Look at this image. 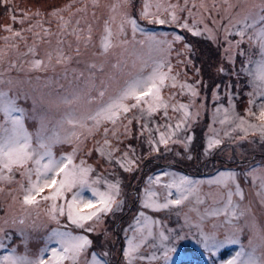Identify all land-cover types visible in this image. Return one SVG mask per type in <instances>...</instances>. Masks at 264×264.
I'll use <instances>...</instances> for the list:
<instances>
[{"label": "snow or ice", "instance_id": "obj_1", "mask_svg": "<svg viewBox=\"0 0 264 264\" xmlns=\"http://www.w3.org/2000/svg\"><path fill=\"white\" fill-rule=\"evenodd\" d=\"M130 2L131 0H123L125 5ZM188 4L189 0H184L183 7L173 4L163 7V11L171 17L169 21L161 18L162 5L159 0L154 5L145 0L139 19L146 20L149 24H178L192 36H200L201 30L194 25L190 26L187 20L179 23L178 15V12L187 11L189 16H193L191 8H197L200 12L199 23L204 25L203 31L208 34V39L215 40L216 32L223 31L224 39L228 45L226 52L229 54V61H233L231 55L233 48L239 50V55L247 56L250 63L253 62L254 55L260 57L258 61H255L258 67L254 75L255 81L261 86V98L264 99V0H258V2H254V0H222L220 6H217L213 0L211 8L204 0H200L198 5L193 2L191 8L188 7ZM115 7L116 5H113L114 9ZM151 7H154L155 11H149ZM221 8L223 15H220ZM213 12L219 16V19L211 14ZM205 14H208L207 18L217 25L215 30L205 22ZM53 15H57V13L54 12ZM12 19L15 21L16 17L13 16ZM225 19L227 23L220 24V21ZM125 24L131 26L133 40H135L137 31H143L139 27L137 18H133L125 12L119 27L121 36L125 35ZM6 30L12 31L11 28H6ZM88 32L89 35L86 39L91 41V27ZM14 35L19 37L21 33L14 32ZM229 36L240 39L233 44V41L228 39ZM77 38L79 39V37ZM113 39L109 21L106 20L104 35L101 38L102 54L106 58L115 55L112 49L119 46L112 42ZM147 39L159 46L157 51L161 55L158 58L151 62L141 60V67L135 72L131 70L136 68V62L133 61L127 78L123 79L122 83H119L115 91L110 94L111 82L120 80L119 73L122 68H129L125 61L117 58L116 62L111 65L113 69H116V72L108 78L109 82L101 81L99 88H96L95 84L92 85L96 92L95 96L89 91L86 96L73 95L72 99L64 97L61 100V103L69 107L81 100H84L87 105H95V107H90L87 112L79 114L76 111H67L56 120L55 126L52 128H49L51 121L46 113L36 115L34 106V114L29 115L26 107H22L19 103L22 98L20 93L10 94V88L8 90L0 88V182L11 184L15 181L19 185V203L23 213L18 219H12L11 222L8 220L0 222V247H5L3 240L11 239L7 229L17 224L27 227V222H30L31 227L35 228L41 211L47 222L56 225L50 230L47 242L57 245L56 247L46 246L36 258H30L29 254L16 255V249L11 248L12 254L0 257V264H88L84 258L89 255V250L94 242L87 235L74 234V231L95 232L99 226L104 224L108 215L122 211L125 201L119 179H116L115 182L109 181L103 176H96L93 179L91 174L95 172V169L92 165L88 164L83 156L77 162V154L82 151L85 155H92L91 150L83 149L84 141L90 137L95 138L99 134L103 139L102 142L95 141L97 145L95 150L99 152L100 156L106 157L110 164L115 160V163L125 172H132L135 160L129 158L127 151L121 157H116L114 154L120 149L112 144L109 135L117 136L120 125L124 127V134L127 135L128 126L133 123V119L141 122L142 129H147L148 125L142 122L143 118L145 116L152 117L161 110L163 115L170 120L168 110L171 107L173 112L182 111L183 116L174 127L166 122L163 125L165 131H160V126L156 128L155 131L160 132L157 143L163 144L167 148L169 141L179 142L176 138L177 133L182 127L187 129L191 123L192 116L188 111L189 105L169 104L163 98L162 92L165 88L175 89L177 87L179 73L174 72L168 56L173 49V44L182 42L184 38L176 35L171 42L167 39L158 41L155 36L149 35ZM126 42L125 40L120 41L121 44ZM139 43L143 45L142 41ZM245 43L248 44L249 49L241 50V45ZM181 47L185 51L190 50L187 44L182 43ZM29 51L31 52L32 49ZM4 55L5 53L0 51V64L3 63ZM177 55H180L179 51H177ZM66 60H71V57L60 54L56 57L55 62L63 64ZM51 62L52 55L49 53L48 64ZM180 62L184 63V61ZM47 66L41 59H35L31 65L32 69L41 71L45 70ZM10 67H15V65L10 64ZM91 67L94 68L95 65L93 64ZM4 83L5 81L0 79V85ZM7 84L11 85L12 81L8 80ZM179 87L181 91L188 89L192 97L199 95L197 89L191 84H179ZM168 99L172 100L174 97L169 94ZM249 104L255 105V99L250 100ZM258 109L257 114L249 108L243 117L236 115L233 109L231 121L227 119L229 113L225 109L223 110L225 119H221L219 122L222 125L234 124L233 130L243 133L240 137L242 140L247 139L249 134H259L261 141H264V103H260ZM133 110L139 112V117ZM221 111L220 108L216 109L217 114ZM129 113H132L131 117H129ZM196 115L198 116L199 113ZM247 117H253L258 123H251ZM30 119L38 121L39 127L35 132H30L26 127V121ZM109 124L112 125L111 128L108 127ZM65 125L68 128H65ZM57 129L62 130L64 134L61 135V131ZM225 134L227 135V133ZM187 140L190 142L191 137H187ZM58 144L72 145L71 151L57 158L53 153V148ZM220 144V139H209L207 146L208 149H212ZM187 146L186 143L185 147L187 148ZM153 150L158 151V148L154 147ZM15 171H19L22 178L20 181L15 180ZM243 175L251 176L252 183L258 186L259 191L255 193V197H252L251 191L248 194L243 191L244 180L231 171L221 172L215 179L207 181L209 191L204 194L201 192V184L204 182L195 181L186 176L175 177L173 175L169 182L163 184L160 176L150 178L149 185L144 190L142 207L154 212L162 210L171 212L176 209L173 214L177 218L182 216L184 223L179 228H167L162 221L155 220L141 211L133 226V236L127 240V248L123 250V257L127 264H134V260L144 258L136 255L140 253L144 245H149L161 253L160 256H157L156 252H153L150 260L172 264L173 254L179 259L183 250L182 242L190 239H195L197 245L211 257L215 258L219 255L221 260H224V250L231 245H240L241 234H246L247 245H242L232 258L224 260V264H264V220L257 219L253 208V204L257 202L256 197L259 198V205L264 207V167L258 172L255 169L251 172H243ZM101 184L104 185V190L99 187ZM156 185L165 190L162 197L158 191L153 190ZM173 189H175V195ZM3 191L4 189L0 187V192ZM88 193L90 196L87 195ZM234 196L239 197V202L234 201ZM190 197H195L194 204L190 201ZM16 199L17 197L13 196L14 202ZM205 199L211 203L201 211L198 206L204 205ZM186 202H188L187 205ZM183 206H186V211L182 210ZM191 213H195V216H191ZM25 227L20 229L21 233L24 232ZM154 228L158 230L155 233ZM156 239L159 240V247L154 242ZM150 240L153 241L151 244H149ZM46 253L47 258L45 259ZM91 261L92 264H101V260L94 252L91 255ZM212 264H216L215 259Z\"/></svg>", "mask_w": 264, "mask_h": 264}, {"label": "rangeland", "instance_id": "obj_2", "mask_svg": "<svg viewBox=\"0 0 264 264\" xmlns=\"http://www.w3.org/2000/svg\"><path fill=\"white\" fill-rule=\"evenodd\" d=\"M144 2L145 0H131L130 4L125 5L123 0H0V51L5 53L3 63L0 64V79H3L5 83L0 85V88L4 90L10 88V94L20 93L22 98L19 103L22 107H26L29 115L34 114V106L36 115L46 113L51 121L49 128L54 127L56 120L67 111H76L79 114L87 112L90 107H95V105H87L84 100L69 107L61 103V100L64 97L72 99L73 95L86 96L89 91L95 96L96 92L92 85L95 84L96 88H99L101 81L109 82L108 78L116 72V69H113L111 65L116 62L117 58L125 61L129 68H122L119 73L120 80L111 82L110 94L115 91L119 83H122L123 79L127 78L133 61L136 62V68L131 70L135 72L141 67V60L151 62L158 58L161 55L157 51L159 46L147 39L149 35L155 36L158 41L167 39L171 42L176 35L184 38L182 42L173 44V49L168 56L174 72L179 73L177 87L175 89L165 88L162 92L163 98L169 104L175 103L178 106V104L183 103L189 105L188 111L192 116L191 123L187 129L182 127L177 133L176 138L179 142L172 143L169 141L167 148L163 144L157 143L160 132L155 131L156 128L160 126V131H165L163 125L166 122L174 127L183 116L182 111L173 112L169 107L170 120L163 115L161 110L152 117L145 116L143 118L142 122L148 125L147 129H142L141 122L133 119V123L128 126L127 135L124 134L122 125L118 127L117 136L109 135L112 144L120 149L114 154L116 157H121L127 151L129 158L135 160L136 163L132 172H125L115 163V160L110 164L106 157L100 156L99 152L95 150L97 147L95 141L100 140L102 142L103 139L99 134L95 138L90 137L84 141L82 146L84 150L92 151L91 156L85 155L84 151L77 154V162L83 156L87 163L95 169V172L91 174L93 179L96 176H103L112 182L119 179L125 201L122 211L108 215L104 224L99 226L95 232L74 231V234L87 235L94 242L89 250V255L84 258L88 264H92L91 255L93 252L101 260V264H105V262L107 264H127L123 257V250L127 248V240L133 236V226L136 224L141 211L155 220L162 221L167 228H179L180 225H183L182 216L177 218L173 214L176 209L171 212L169 210L154 212L142 207L144 190L148 187L150 178L160 176L163 184L169 182L173 175L175 177L186 176L189 179L204 182L201 184V192L204 194L209 191L207 181L215 179L221 172L231 171L244 180L242 189L245 193L248 190L259 191L258 186L252 183L253 178L243 175V172H251L247 169L246 163L239 164L237 162L234 163L235 167L217 172L216 168L223 167V164L214 165L215 163L210 161L205 170L210 166V168H214L216 173H210L207 176H200L199 174L204 173L202 171L203 164L212 155L224 158L228 162L235 158L248 160L254 152L259 151L258 146L264 144L259 134H249L247 139L242 140L240 137L243 133L239 130L234 131V124L222 125L219 122L221 119H225L223 111L225 109L228 110L227 119L229 121L232 119L233 109L236 115L242 117L245 116L249 108L258 114L257 102L264 103V99L259 97L258 100H255L256 104L251 105L249 101L252 99L249 94H233L232 92L242 90L245 83H249L246 74L249 70L246 68L255 66L254 70L256 71L258 66L255 61H258L260 57L254 55L253 62L250 63L247 56L239 55V50L233 48L231 51L233 61H229V54L226 52L228 45L224 39L223 31L216 32L215 40L208 39V34L203 31L204 25L199 23V10L191 8L193 2L198 5L200 0H189L188 7L191 8L193 16H189L187 11L178 12L179 23L187 20L190 26L194 25L201 30L200 36H192L190 32L179 27L178 24H149L146 20L139 19ZM148 2L154 5L157 0H148ZM159 2L162 5L161 18L169 21L171 17L163 11V7L168 4L184 6V0H159ZM204 2L209 8L212 7L213 0H204ZM254 2H258V0H254ZM215 3L220 6L222 0H215ZM113 5H116L115 9ZM149 11H155V8L151 7ZM54 12L57 15H53ZM125 12L133 18H137L139 27L143 29V31L136 32L135 40H133L130 25H124V36L119 33L121 19ZM37 13L39 14L37 15ZM211 14L219 19L215 12ZM207 15L205 14L204 17L205 22L215 30L217 25H214L207 18ZM220 15H223L222 8ZM13 16L16 17L15 21L12 19ZM106 20L109 21V27L114 36L112 42L119 45L112 49L115 55L107 58L102 54L101 47ZM226 23V19L220 21V24ZM172 26H176L178 29L166 30L163 28L168 29ZM89 27L92 29L91 41L86 39L89 35ZM6 28H11L12 31H7ZM14 32H20L21 35L17 37ZM228 39L235 44L240 38L229 36ZM121 40L127 42L121 44ZM141 41L143 45L139 43ZM182 43L187 44L190 50L185 51L181 47ZM29 49L32 51L30 52ZM248 49V44L241 45V50ZM177 51L180 53L179 56ZM49 53L52 55L51 64H48ZM60 54L71 57V60H66L63 64H56V57ZM35 59L43 60L48 65L47 68L43 71L32 69L31 65ZM180 61H184V63ZM10 64L15 65V67H10ZM93 64L95 65L94 68L91 67ZM8 80L12 81L11 85L7 84ZM185 83L193 85L199 95L192 97L188 89L181 91L179 84ZM248 89L250 90L251 87ZM169 94L174 99L169 100ZM217 108L222 110L219 114L216 113ZM133 112L139 117V112L136 110ZM196 113L199 115L197 116ZM128 115L131 117L132 113ZM206 116L207 118H205ZM247 119L251 123H258L253 117H247ZM26 127L30 132H35L39 127L38 121L30 119L26 121ZM108 127L111 128L112 125L109 124ZM65 128L68 126L65 125ZM57 130L61 131V135L64 134L62 130ZM187 137H191L190 142ZM209 139H220L221 144L208 149ZM186 143L187 148L185 147ZM154 147L158 148V151H154ZM71 148L72 145L69 144H58L54 146L53 153L59 158L60 155L70 152ZM260 159L261 157H256L255 161H261ZM254 164L257 166L253 167L258 168L261 163L255 162L249 165ZM166 173L168 175H165ZM14 175L16 181L22 179L19 171H15ZM0 187L4 189L3 192H0V222L3 220L11 222L14 218L18 219L23 214L19 203V185L15 181L11 184L0 182ZM99 187L104 190L103 184ZM153 190L158 191L161 197L165 192L159 185L154 186ZM172 191L175 195V189ZM87 195L90 196V193ZM13 196L17 197L15 202ZM233 199L235 202H239V197L234 196ZM190 201L194 204L195 197H190ZM210 203L209 200L205 199V204L198 207L202 211ZM7 209L8 214L5 211ZM182 210L186 211V206H183ZM259 211L264 212V207L259 206ZM190 215L194 217L195 213ZM36 223L35 228L31 227L30 222H27V227L17 224L7 229L11 239L3 240L5 247H0V257L12 254L11 248H15L16 255L29 254L30 258H36L46 246L56 247L57 245L47 242L50 230L56 225L47 222L42 211ZM22 227H25L23 233L20 231ZM157 231L154 228V233ZM245 235L241 234L240 245H231L224 250V260L232 258L242 245H247L248 241L245 239ZM152 242L150 240L149 244ZM154 242L159 247V240L156 239ZM182 249L179 259L173 254L172 264H212L213 259H215L216 264H224V260H221L219 255L213 258L204 252L197 245L195 239L183 241ZM153 252H156L157 256L161 255L155 248L144 245L140 253L136 254L144 258L134 260V264H163L162 261L149 259ZM44 258H47V253Z\"/></svg>", "mask_w": 264, "mask_h": 264}, {"label": "flooded vegetation", "instance_id": "obj_3", "mask_svg": "<svg viewBox=\"0 0 264 264\" xmlns=\"http://www.w3.org/2000/svg\"><path fill=\"white\" fill-rule=\"evenodd\" d=\"M258 147H259V151L254 152L253 155L248 160L247 159H238V158H235V159H232L231 161L228 162L224 158L216 157V155L210 156V159H208V161L203 164L202 171H204V176L210 175L211 172L212 173H216V172H214V168H208L207 170H205V167H206L207 163H210V161L214 162L215 163L214 165L220 164V163L223 164V167H221V168H216L215 167L216 170H217V172H219L221 170H224V169H230L232 167H235L234 163H237V162L239 164L246 163L248 170H251L252 171L253 169H255V170L259 171L262 167H264V144L262 146H258ZM256 157H261V159H260L261 161H255V158ZM255 162H260L261 163V164L258 165L259 166L258 168H254L253 167V166H257V164L249 165V164H252V163H255ZM250 191L252 193V197H255V193L257 191H255V190H248L246 194H248ZM252 197H249V198L251 199ZM256 201L257 202L253 204V208H254V210L256 212V217H257L258 220H264V212H260L259 211V206L260 205L258 203V201H259V198L258 197H256ZM245 239L247 240L246 235H245ZM254 243H257V241H254Z\"/></svg>", "mask_w": 264, "mask_h": 264}, {"label": "trees", "instance_id": "obj_4", "mask_svg": "<svg viewBox=\"0 0 264 264\" xmlns=\"http://www.w3.org/2000/svg\"><path fill=\"white\" fill-rule=\"evenodd\" d=\"M163 28L166 29V30H175V29L177 30L178 29L176 26H172V28L169 27L170 29L169 28L167 29L166 27H163ZM243 69H244V67H243ZM254 69H255V66L252 67V68H249V67L246 68V70H249L248 73H251V74H247V76L249 78L248 79V82L249 83H245V86L243 87L242 90H235L234 92H232L233 94H236V93L243 94V95L244 94H249L250 95V98L251 99H255V100H258L259 97H261V95H260L261 91H259V90H261V86L259 85L258 82L255 81V75L254 74L256 73V71ZM185 84H187V83H185ZM248 87H251V89L249 90ZM252 90H254V91H252ZM260 103H262V102H258L257 109H258V105ZM205 118H207V116ZM5 211L8 214V209L5 210Z\"/></svg>", "mask_w": 264, "mask_h": 264}]
</instances>
